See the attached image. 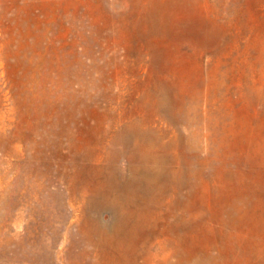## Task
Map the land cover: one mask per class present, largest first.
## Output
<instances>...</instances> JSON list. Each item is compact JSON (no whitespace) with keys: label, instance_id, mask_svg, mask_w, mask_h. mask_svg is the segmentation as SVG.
Returning a JSON list of instances; mask_svg holds the SVG:
<instances>
[{"label":"rangeland","instance_id":"rangeland-1","mask_svg":"<svg viewBox=\"0 0 264 264\" xmlns=\"http://www.w3.org/2000/svg\"><path fill=\"white\" fill-rule=\"evenodd\" d=\"M0 264H264V0H0Z\"/></svg>","mask_w":264,"mask_h":264}]
</instances>
